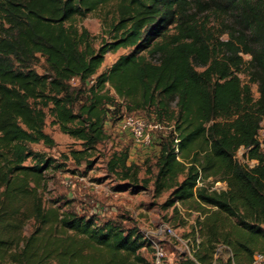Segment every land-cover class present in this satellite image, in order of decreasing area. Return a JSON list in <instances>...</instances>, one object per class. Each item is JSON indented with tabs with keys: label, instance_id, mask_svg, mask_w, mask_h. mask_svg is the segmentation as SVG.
Segmentation results:
<instances>
[{
	"label": "trees",
	"instance_id": "16d2710c",
	"mask_svg": "<svg viewBox=\"0 0 264 264\" xmlns=\"http://www.w3.org/2000/svg\"><path fill=\"white\" fill-rule=\"evenodd\" d=\"M109 5L101 38L79 26ZM210 9L200 0H0V264H155L141 255L151 243L136 227L43 203L46 173L68 161L90 167L106 122L124 115L158 130V151L145 178L127 149L110 155L107 170L131 186L151 183L155 195L169 193L167 207L202 216L187 264H215L218 244L235 264L264 253V152L256 139L264 123V0L214 5L217 17L238 14L226 40L227 31L209 26ZM119 50L130 51L99 73ZM39 56L42 75L33 69ZM47 119L80 148L60 159L32 151L56 146ZM241 147L250 148L254 168L233 159Z\"/></svg>",
	"mask_w": 264,
	"mask_h": 264
},
{
	"label": "rangeland",
	"instance_id": "374dc122",
	"mask_svg": "<svg viewBox=\"0 0 264 264\" xmlns=\"http://www.w3.org/2000/svg\"><path fill=\"white\" fill-rule=\"evenodd\" d=\"M200 1L211 5L208 13L213 17L209 26L214 28V32L227 31L221 36L222 40L228 38L230 31L238 30L237 13L227 17H217L214 13V5L220 0ZM111 16H113V6L109 5L100 11L89 14L78 24L88 30L92 36L101 38ZM129 51L119 50L116 54L106 55L99 73L107 71L120 55ZM244 59L249 61L250 57L244 56ZM33 69L40 75L45 74L47 67L44 58L39 56ZM242 79L246 80L244 77ZM252 93L253 98L257 99L259 95L255 85L252 86ZM143 119L147 122L145 118ZM261 125L264 130V123ZM105 131L107 139L97 146L90 167H86L84 164L75 166L71 161H68L62 171L46 173L47 186L42 192L45 207H61L63 211L70 210L79 215L94 217L100 222L112 219L120 222L125 228L136 227L146 242L154 240L162 248L164 257L161 264H187L189 261H193L196 245L194 240L200 241L198 224L202 220V216L178 203L167 207L165 202L169 193L155 195L151 183L146 188L141 183L136 184V187L128 185L127 181H121L109 173L106 167L113 152L127 149L129 162L140 166L139 178H145L144 172L154 162L158 151V147L154 144L155 132L158 130L149 128L152 143L147 147L135 144L132 136L121 129V121L108 120ZM45 132L54 139L56 146L47 149L41 144L31 145L32 151L43 152L48 157L60 159V155L67 154L70 149L80 148L74 140L62 134L58 127L50 125V119L46 121ZM148 161L149 164H147ZM26 164H30V160ZM220 184L222 183L213 184L212 189L221 190ZM162 226L170 228L173 235L161 233L159 230ZM141 255L148 261L155 260L154 250L151 246L146 245L141 250ZM214 261H216L215 264H226L227 253L224 252L221 258L214 259Z\"/></svg>",
	"mask_w": 264,
	"mask_h": 264
},
{
	"label": "built area",
	"instance_id": "2783aa9c",
	"mask_svg": "<svg viewBox=\"0 0 264 264\" xmlns=\"http://www.w3.org/2000/svg\"><path fill=\"white\" fill-rule=\"evenodd\" d=\"M149 128L144 120L136 117V116H127L124 115L121 119V129L128 134H130L135 142L139 146L147 147L150 146L152 143V137L149 133ZM257 142L261 152H264V130H262V125L257 134ZM250 148H239L234 155V160L245 166L247 169H252L257 165V161L249 160L247 158V154ZM218 184V183H215ZM219 191V190H217ZM161 233H168L169 235H173V232L167 226H162L159 230ZM197 244L199 240L195 241ZM151 247L154 250L155 264H161V260L164 257V252L162 248L159 246L157 242L154 240H150ZM227 253V259H231L232 261V252L230 248L223 244H218L215 249L214 259L217 260L221 258L223 253ZM233 262V261H232ZM197 264V263H196ZM232 264H235L234 262ZM249 264H264V253L263 252H256L252 256V260Z\"/></svg>",
	"mask_w": 264,
	"mask_h": 264
},
{
	"label": "crops",
	"instance_id": "0c3cea01",
	"mask_svg": "<svg viewBox=\"0 0 264 264\" xmlns=\"http://www.w3.org/2000/svg\"><path fill=\"white\" fill-rule=\"evenodd\" d=\"M220 186H221V188H220L221 190H226V187H227L226 184L222 183V184H220Z\"/></svg>",
	"mask_w": 264,
	"mask_h": 264
}]
</instances>
